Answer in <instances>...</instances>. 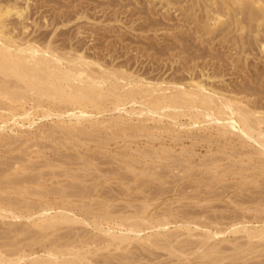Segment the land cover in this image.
I'll return each mask as SVG.
<instances>
[{
	"label": "rangeland",
	"instance_id": "1",
	"mask_svg": "<svg viewBox=\"0 0 264 264\" xmlns=\"http://www.w3.org/2000/svg\"><path fill=\"white\" fill-rule=\"evenodd\" d=\"M24 1L17 0V6ZM243 1L240 4L227 1L232 7L227 10L221 0H28L24 12L27 15L25 31L20 17L15 14L6 17L8 23L5 20L1 29L21 37L39 34L36 38H44L43 44L49 40L52 46L59 48L78 45L79 53L89 61L97 60L104 70L123 65L133 77L147 70L139 76L151 82L162 80L166 85L173 81L174 74L179 77L185 74L188 78L194 75L195 80L203 81L210 90L213 87L214 91L225 95L237 93L235 96L247 93V99L262 100L263 104L264 20L257 25V14L261 12ZM6 2L0 0L1 4ZM246 6L252 9L254 18L244 15ZM229 11L232 14L229 15ZM217 15L220 22L213 26ZM31 35L25 37L31 38ZM164 76H167L165 81ZM113 81V78L105 81L104 86L111 87ZM243 84L254 85L257 90L250 88L255 90V95L250 96V88L239 94L238 85ZM30 96L32 98L13 101L10 105L0 98V105L2 101V106L8 105L7 108L0 106L3 110H0V259H3L0 264H30L33 255L40 260V257L46 258L48 251L61 249L70 254L65 256L59 252L58 259L52 260L61 262L77 253V256L85 255L84 264L88 258L91 264H264V233L248 234V231L264 228V155L255 153L253 143L244 145L241 138L230 132L218 134L223 126H217L219 132L216 126L209 130L202 118L196 125L183 118L181 121L187 126L181 129L152 130L162 138V144L154 145L156 156L143 155L134 148L145 145V135L151 131L138 132L128 126L136 136L125 139L124 143L119 141L114 124L117 112L108 110L110 104L105 103L101 108L109 112L94 113L88 122L83 120L77 124L74 118L65 116V104L45 99L37 102L35 96ZM9 106L15 107L14 110ZM87 108L88 112L98 111ZM48 109L51 114H47ZM26 110H29L28 115ZM261 111L264 112V108ZM60 113L62 116H57ZM93 120L103 122L90 126ZM147 125L153 124L148 122ZM121 148L129 149L121 154ZM12 179L19 184L11 182ZM10 213L23 217L14 216V219ZM65 214L72 219L74 216L75 222L57 219ZM50 216L59 223L45 228L46 218ZM141 218L144 219L143 224H139L142 227L128 226L130 221ZM161 221L165 227L155 226ZM7 222L10 225L5 224ZM117 222L122 223L121 226ZM232 226H236L235 231ZM108 227H113V236L110 231L106 232ZM134 229H140L138 234L133 235ZM120 232L124 233V241L118 239ZM19 257L22 260L19 261Z\"/></svg>",
	"mask_w": 264,
	"mask_h": 264
},
{
	"label": "bare ground",
	"instance_id": "2",
	"mask_svg": "<svg viewBox=\"0 0 264 264\" xmlns=\"http://www.w3.org/2000/svg\"><path fill=\"white\" fill-rule=\"evenodd\" d=\"M11 0H7V2L5 4H1L0 3V98H2L5 102H7V104L11 103V102H16V101H23L22 99L25 98H32L33 95L36 97L37 102H39L40 100H47V101H52L55 100L59 103H63L66 105V110L65 116H68L69 118H74L75 119V123L79 124V122L81 123L83 120L85 121H89V119L91 118V116L94 113H101L103 110L101 109L103 106V104L108 103L111 105V109L108 108L109 111H115L117 112V116L115 117V122L114 124L116 125V127L118 128V136L116 135V138H119V141H122L123 143L125 142V139L128 138H132L135 137L136 135L134 134L133 128L136 129V131L140 132L143 130H150L151 132L146 134V138L147 141L144 142L145 145H141L144 148L141 149L139 148H134V151L137 153H142L143 155H148V154H154V156H156V148L154 147V145L157 142H161L163 141L162 138H160V136H156L155 133H152V130H158L164 127L167 128H172L171 130L174 129H178V128H182V126L184 125V123H182L181 119L186 118L189 119V121H191V123L193 125H196L197 122L199 123V119L202 118V120H204L208 126L209 130L211 129L212 126H216V128H218L217 126L222 127V129L220 130V132L222 131V133L219 132V128L217 130V132H219L218 134H223L225 132H230L232 134H236L239 138L242 139V142H244L245 144H251L253 143L255 145V153L258 155H264V112L261 111V108H264V102L262 104V100H249L246 97V94H242L244 96H235L234 93L233 95H225L223 93L220 92H216L214 90L213 87L212 89H208L205 84H203V81L201 82L200 80H195L194 75L193 77H187V75H181L184 77H182L180 75V73H178L181 77H179L178 75L175 76V74H171L174 77L172 78L173 81L171 83H168L169 85H166L163 83V81H154L151 82L150 80H146L145 78L139 76V74L141 73H137L138 75H136L135 77H133V75H131L130 73L127 72L123 65H116L117 67H114L111 69V67L109 68L111 71L108 70H104L101 68V66L99 65L100 63L97 62V60H91L89 61L88 59L85 58V55L79 53L80 48H78L74 45H70V47L67 49H64L63 47H58V45L52 46L51 42L48 40L45 44H43V42H45L46 40L44 38H36L34 35L32 36L31 34H28L29 36L31 35V38H27L28 35H24L27 33H24L23 37L18 36V35H14V32H10V33H5L1 28L3 27V23L6 20V17L9 16L10 14H15L14 16L16 17H20V24L22 26V29L25 31V29L27 28L26 26V22H24V20L27 19V15L24 14L25 9L28 8V4L27 1L25 0L22 4H26L25 6H17L16 1L14 0L12 2H10ZM74 1V0H73ZM223 2V6L228 10L230 8H232L229 4V2H231L232 4H240V1L242 0H221ZM229 1V2H227ZM247 2L246 4L250 3V6L253 7L256 6L258 8V11L261 12V14H257L259 17V19H257V25L259 24V22L261 23L264 20V6H263V2L261 0H244L243 2ZM19 2V1H18ZM32 2V1H31ZM54 3V2H52ZM68 3V2H67ZM43 4V3H42ZM47 4V3H46ZM63 4V3H62ZM77 4V3H76ZM84 4V3H83ZM221 4V3H220ZM219 4V6H221ZM245 4V5H246ZM252 4V5H251ZM30 5V3H29ZM78 5V4H77ZM81 5V4H80ZM213 5V4H212ZM249 5V4H248ZM61 6V5H60ZM65 6V5H64ZM69 6V5H68ZM71 6V5H70ZM69 6V7H70ZM30 7V6H29ZM34 7V6H33ZM37 7V6H36ZM62 7V6H61ZM78 7V6H77ZM246 7H248L247 11L245 10ZM245 7V11L246 14H244L245 16L247 15L248 18H254V12L252 13V9H250L249 6ZM31 8V7H30ZM29 8V9H30ZM65 8V7H63ZM32 9V8H31ZM30 9V10H31ZM34 9V8H33ZM79 9V8H78ZM80 10V9H79ZM235 10V9H234ZM256 10V9H255ZM69 11V10H68ZM221 11V10H220ZM232 11V10H231ZM32 12V11H29ZM28 12V13H29ZM72 12V11H71ZM82 12V11H81ZM80 12V13H81ZM216 12V10H215ZM236 12V10H235ZM256 12V11H255ZM66 13V12H65ZM74 13V12H73ZM78 13V12H77ZM218 13V12H216ZM230 13L232 14V12L229 11V15ZM237 13V12H236ZM33 14V13H32ZM68 14V12H67ZM79 14V13H78ZM83 14V13H82ZM31 15V14H30ZM28 14V16H30ZM59 15V14H58ZM77 15V14H76ZM257 15L255 17H257ZM61 16V15H60ZM72 16V15H71ZM74 16V15H73ZM72 16V17H73ZM31 17V16H30ZM39 17V16H38ZM55 17V16H54ZM62 17V16H61ZM64 17V16H63ZM69 17V16H68ZM231 17V16H230ZM33 19H35L34 17H32ZM65 18V17H64ZM246 19V18H245ZM8 20V18H7ZM6 20V22L8 23V21ZM10 20V19H9ZM16 20V19H15ZM14 20V22H15ZM19 19L17 18V21ZM244 20V19H242ZM253 20V19H252ZM256 20V19H255ZM64 21V20H63ZM150 21V20H149ZM235 21V23H237V19L233 20ZM52 22V21H51ZM60 22V20H59ZM148 22V20H147ZM153 22V20H152ZM220 22V17L217 15L215 17V22L213 26H216V24ZM232 22V21H231ZM241 22V21H240ZM239 22V23H240ZM245 22V21H244ZM9 23H13L12 20L9 21ZM18 23V22H17ZM159 24V22H157ZM161 23V22H160ZM163 23V22H162ZM19 24V25H20ZM53 24V23H52ZM55 24V23H54ZM149 24V23H148ZM232 24V23H231ZM243 24V23H242ZM242 24H240V29H242ZM6 25V24H5ZM14 25V24H13ZM31 25V24H30ZM29 25V26H30ZM49 25V24H48ZM161 25V24H160ZM164 25V24H163ZM205 25V24H204ZM227 26V23L225 24ZM260 25V24H259ZM15 26V25H14ZM32 26V25H31ZM30 26V27H31ZM40 26V25H39ZM222 26H224L222 24ZM9 27V26H8ZM53 26H51L52 28ZM225 27V26H224ZM224 27H222L224 29ZM6 28V27H5ZM40 28V27H39ZM50 28V29H51ZM221 28V27H220ZM9 30H11L10 28H8ZM19 29V28H18ZM36 29V28H35ZM41 29V28H40ZM149 29V28H148ZM222 29V30H223ZM7 30V29H6ZM5 30V31H6ZM20 30V29H19ZM18 30V31H19ZM47 30V29H46ZM140 30V29H139ZM221 30V29H220ZM254 30L257 31V29L255 28ZM17 32V30H16ZM212 32H213V27H212ZM14 33V34H13ZM48 33V32H47ZM122 33V32H121ZM35 34V33H34ZM44 34V32H43ZM49 34V33H48ZM60 34V33H59ZM64 34V33H63ZM218 34V33H217ZM216 34V35H217ZM225 34V33H224ZM41 35V34H40ZM46 35V34H45ZM123 35V34H122ZM228 35V34H227ZM258 35V34H257ZM27 36V37H25ZM74 36V35H73ZM39 37V36H38ZM41 37V36H40ZM63 37V35H62ZM61 37V38H62ZM66 37V36H65ZM47 38V36H46ZM57 38V37H56ZM67 38V37H66ZM70 38V37H68ZM73 38V37H72ZM44 41H43V40ZM50 39V38H49ZM53 39H55L53 37ZM40 40H42V43H38ZM64 40V38H63ZM66 40V39H65ZM256 40V39H255ZM52 41V40H51ZM54 41V40H53ZM122 41V40H121ZM182 41V40H181ZM67 42V41H66ZM79 42V41H78ZM149 42V41H148ZM75 43V42H74ZM260 43V42H259ZM37 44H42L44 45L43 47H38ZM72 44V43H71ZM68 45V44H67ZM122 45V44H121ZM151 46V44H149ZM169 45V44H168ZM175 45V44H173ZM40 46V45H39ZM162 46V45H161ZM167 46V44H166ZM182 46V44H181ZM264 46V45H263ZM58 47V48H57ZM165 47V46H164ZM121 48V47H120ZM153 48V47H152ZM166 48V47H165ZM168 48V47H167ZM166 48V49H167ZM174 48V47H173ZM179 48V47H178ZM155 49V47H154ZM162 49V48H161ZM165 49V50H166ZM181 49V48H180ZM264 49V47L262 48ZM156 50V49H155ZM154 50V51H155ZM159 50V48H158ZM163 50V49H162ZM163 50V52L165 51ZM172 50V48H171ZM170 50V51H171ZM183 50V49H182ZM181 51V50H180ZM158 52V51H157ZM162 52V51H160ZM162 52V53H163ZM167 52V51H165ZM214 52V51H213ZM155 53V52H154ZM215 53V52H214ZM218 53V51H217ZM220 54V53H219ZM87 55V54H86ZM164 55V53H163ZM176 56V55H175ZM214 57H216L217 55H214ZM121 57V56H119ZM221 57V56H220ZM93 58V57H92ZM159 58V56H158ZM217 58V57H216ZM137 60V59H136ZM159 60V59H158ZM121 62V61H119ZM123 62V61H122ZM128 62V61H127ZM99 63V64H98ZM161 63V61H160ZM125 64V63H124ZM167 64V63H166ZM169 64V61H168ZM97 66V68L92 67V66ZM157 65V64H156ZM162 65V64H161ZM185 65V64H184ZM188 65V64H187ZM186 65V66H187ZM231 65V64H230ZM107 66V65H106ZM192 66V65H191ZM190 66V67H191ZM233 66V65H232ZM236 66V65H235ZM129 67V66H128ZM142 67V65H141ZM150 67V66H149ZM168 67V66H167ZM146 69H148L147 67H145ZM143 68V69H145ZM157 68V67H156ZM174 68V67H173ZM232 68V67H231ZM234 68V67H233ZM232 68V69H233ZM128 69V68H127ZM130 69V67H129ZM141 69V68H140ZM166 69V68H165ZM186 69V68H185ZM178 70V69H177ZM192 70V69H191ZM133 71V70H132ZM147 71V70H146ZM146 71L144 70L143 74H146ZM158 71V70H157ZM187 72H189V70H186ZM136 73V71H133L132 73ZM181 72V71H180ZM148 73V72H147ZM160 73V72H159ZM164 73V71H163ZM170 73V72H169ZM175 73V72H173ZM186 73V72H185ZM142 74V75H143ZM153 74V73H152ZM191 74V73H190ZM160 75V74H157ZM156 75V78H159V76ZM197 75V73H196ZM195 75V76H196ZM249 75V74H248ZM162 76V74L160 75V77ZM169 76V75H167ZM166 76V78H167ZM177 76L179 77L177 79ZM185 76L187 79H185ZM146 77V75H145ZM148 77V76H147ZM172 77V76H171ZM176 77V78H175ZM246 77V76H245ZM114 79V81L111 83V87H105L104 83H106L105 81L111 79ZM149 78V77H148ZM154 79V77H152ZM150 76V79H152ZM165 76H164V81H165ZM169 78V77H168ZM171 79V78H170ZM171 79V80H172ZM244 79V78H243ZM248 79V77H247ZM246 79V80H247ZM256 79V78H254ZM249 80V79H248ZM247 80V83H248ZM257 80V79H256ZM153 81V80H152ZM245 81V80H244ZM255 81V80H254ZM250 82V81H249ZM259 82V81H258ZM110 84V83H109ZM208 87H210L209 85H207ZM235 86V85H234ZM245 85L243 84V86H239L241 93L245 92L247 89H249L250 87L255 88L254 85ZM258 86V85H257ZM242 87V88H241ZM251 88L248 90L250 92ZM214 89V90H213ZM236 89V88H235ZM219 90V89H218ZM257 90V89H256ZM253 92L250 93L251 95H255V90H251ZM232 92V91H231ZM235 92V90H234ZM247 92V91H246ZM248 92V93H249ZM257 95H260V93L258 94V92L256 93ZM239 96V97H238ZM262 98V96H260ZM1 99V100H2ZM256 99V98H255ZM27 102V101H26ZM29 102V101H28ZM35 102V103H34ZM34 104L38 105L36 103V101L34 100ZM43 102V101H42ZM41 102V103H42ZM261 102V104H260ZM2 103L4 104V102L2 101ZM2 103L0 106H2ZM32 103V101H31ZM40 103V104H41ZM48 103V102H47ZM50 103V104H51ZM49 104V103H48ZM55 104V103H54ZM260 104V105H259ZM10 105V104H9ZM27 105V104H26ZM33 105V104H32ZM8 106V105H7ZM7 106H2L1 108H7ZM13 106V105H12ZM15 106V105H14ZM18 106V105H17ZM28 106H30L28 104ZM27 106V107H28ZM50 106V105H49ZM54 106V105H53ZM57 106H60V104ZM87 106L92 107L93 109H97V112H88L85 110V108H87ZM108 106V105H107ZM10 107V106H9ZM8 107V108H9ZM16 107V106H15ZM15 107H10L11 109L15 108ZM20 107V106H19ZM34 107V106H33ZM31 109H34V108ZM42 107V106H41ZM65 106H62V108ZM110 107V106H109ZM9 108V109H10ZM18 107H16L17 109ZM24 108V107H23ZM43 108V107H42ZM51 108V107H50ZM60 108V107H57ZM29 109V108H28ZM38 109V108H37ZM1 110V109H0ZM14 110V109H13ZM88 110V108H87ZM3 111V110H1ZM29 110L25 111V114L28 112ZM49 114V109L47 110ZM59 111V110H58ZM106 111V112H109ZM30 113V112H29ZM54 113V112H53ZM56 113V112H55ZM54 113V114H55ZM51 114V113H50ZM63 114V113H62ZM62 114L60 113L57 116H62ZM102 114V113H101ZM100 114V115H101ZM24 115V113H23ZM26 115V116H27ZM53 115V114H52ZM55 115V116H56ZM99 115V114H98ZM51 116V115H48ZM103 116V115H101ZM53 117V116H51ZM67 117V118H68ZM62 119V118H61ZM60 119V120H61ZM166 120V123H164V121ZM201 120V119H200ZM62 121V120H61ZM201 121V122H204ZM103 121H98V120H93L90 122V126L92 125H97L99 126ZM148 122H150V124L152 123V126H148ZM204 122V123H205ZM157 123H163L162 125H156ZM189 123V122H188ZM187 123V124H188ZM73 124V123H72ZM99 124V125H98ZM113 124V122L111 123ZM113 124V125H114ZM186 124V123H185ZM128 126H132L133 128ZM135 126V127H134ZM176 126V127H175ZM185 126V125H184ZM187 126V125H186ZM185 126V127H186ZM190 126V125H188ZM94 127V126H93ZM96 127V126H95ZM198 127V126H197ZM60 128V127H59ZM92 128V127H91ZM206 128V129H208ZM215 128V127H214ZM81 129V128H80ZM213 129V127H212ZM71 130V129H70ZM85 128H82V131H84ZM170 130V129H169ZM179 131V130H178ZM183 132V131H182ZM187 132V131H185ZM136 133V132H135ZM175 133V132H173ZM172 133V134H173ZM180 134V133H179ZM228 134V133H227ZM229 135V134H228ZM173 137V136H172ZM176 137V136H175ZM180 137V136H179ZM190 137V136H189ZM223 137V136H222ZM139 138V137H138ZM181 138V137H180ZM134 139V138H132ZM175 139V138H173ZM179 139V138H178ZM185 139V138H184ZM171 140V139H169ZM177 140V139H176ZM181 140V139H180ZM183 140V139H182ZM241 140H239L240 142ZM238 142V143H239ZM120 142H118L119 144ZM241 143V142H240ZM126 144V143H125ZM128 144V142H127ZM130 144V143H129ZM132 144V143H131ZM162 144V142L160 143ZM243 143H241L242 145ZM145 146V147H144ZM149 147L150 149L146 148ZM243 146V145H242ZM249 146V145H248ZM138 147V146H136ZM162 151L164 150L163 147L161 146ZM239 147V146H238ZM130 148V147H129ZM126 148V149H129ZM237 148V147H236ZM125 149V148H124ZM124 149L121 148V154L124 151ZM125 149V151H126ZM136 149V150H135ZM147 149V150H146ZM160 149V150H161ZM131 150V148H130ZM159 150V149H158ZM159 150V151H160ZM247 150V149H246ZM133 151V149H132ZM183 151V150H182ZM130 152V151H129ZM154 152V153H153ZM164 152V151H163ZM181 152V151H180ZM249 152V150H248ZM165 153L167 154V152L165 151ZM165 153H163L165 155ZM231 153V152H230ZM233 153V152H232ZM231 153V154H232ZM238 153V152H235ZM141 154V155H142ZM173 154V153H172ZM234 154V153H233ZM120 155V154H119ZM149 156V155H148ZM158 156V154H157ZM167 156V155H166ZM174 157V154L172 155ZM171 156V157H172ZM179 156V155H178ZM145 157V156H144ZM172 157V158H173ZM136 158V157H135ZM133 159V158H132ZM137 160V159H136ZM158 160V159H157ZM171 162V159H169ZM166 160V161H169ZM135 161V160H134ZM140 161V160H139ZM256 161V160H255ZM170 162H165V163H170ZM234 163V161H232ZM138 163V162H136ZM237 163V162H236ZM240 164V163H239ZM238 164V165H239ZM246 164V163H245ZM234 165V164H233ZM248 164H246L247 166ZM240 166V165H239ZM244 166V165H243ZM244 166V167H246ZM255 166V165H254ZM259 166V165H258ZM136 167V166H135ZM145 167V166H144ZM167 168V167H166ZM174 168V167H173ZM138 169V168H137ZM140 169V168H139ZM170 169V167H169ZM238 169V168H237ZM245 169V168H244ZM142 170V169H141ZM172 171V169H170ZM169 170V171H170ZM236 170V169H235ZM140 171V170H138ZM136 171V172H138ZM145 171V168H144ZM260 171V170H257ZM143 172V171H141ZM147 172V171H146ZM152 172V171H151ZM247 171L245 170V173ZM148 173V172H147ZM244 173V171H243ZM151 174V173H150ZM251 174V173H250ZM247 175V174H246ZM246 177V176H244ZM248 177V176H247ZM244 179V178H243ZM247 179V178H246ZM15 180V179H14ZM13 179L11 180V182H15L18 183V181H14ZM254 180V179H253ZM239 182V181H238ZM247 182V181H246ZM242 183V182H241ZM261 183V182H260ZM258 184V183H257ZM262 184V183H261ZM264 184V183H263ZM45 187V186H44ZM55 187V186H54ZM248 187V186H247ZM51 188H53V186H51ZM249 188V187H248ZM21 189V188H20ZM46 189V187H45ZM64 189V188H63ZM62 189V190H63ZM242 189V188H241ZM240 189V190H241ZM247 189V188H246ZM35 192L36 191H40L39 189H34ZM51 191L53 190L54 192V188L50 189ZM65 190V189H64ZM244 190V189H243ZM49 191V189H48ZM49 191V192H51ZM55 191L57 193V190L55 188ZM41 192V191H40ZM60 192V191H58ZM61 192H65V191H61ZM67 192V191H66ZM38 193V192H37ZM44 193V192H43ZM48 193V192H47ZM61 194V193H58ZM64 194V193H63ZM68 194V193H67ZM69 195V194H68ZM67 195V196H68ZM260 195V194H259ZM62 196V195H61ZM64 196V195H63ZM259 197V196H258ZM261 197V196H260ZM4 197H1V199H3ZM6 198H4V201ZM9 203H12V200H8ZM7 201V204H9ZM252 201V200H251ZM15 202V201H13ZM18 202V201H17ZM243 202V201H242ZM25 203V202H24ZM37 204V203H36ZM19 204H17L18 206ZM39 205V204H38ZM23 206V205H22ZM26 206V205H25ZM24 206V207H25ZM31 206V205H30ZM37 206V205H36ZM106 206V205H104ZM103 206V207H104ZM5 207H10V206H5ZM38 207V206H37ZM33 208V206H32ZM45 208V207H44ZM1 209V208H0ZM49 209V208H48ZM51 209V208H50ZM146 209V208H145ZM249 209V208H248ZM261 209V208H260ZM36 210V209H35ZM40 210V209H39ZM56 210V209H55ZM15 211V210H14ZM28 211V210H27ZM9 212V211H8ZM33 212V211H32ZM44 212V211H42ZM42 212H40L41 214H43ZM63 212V211H62ZM20 213V212H19ZM26 213V212H25ZM44 213H47V211H45ZM11 214V213H10ZM14 214V213H13ZM33 215V214H32ZM49 215V214H48ZM12 218L15 216L16 218L19 217H23V215H15L14 216L11 214ZM10 216V217H11ZM43 216V215H42ZM102 216V215H100ZM4 217V216H3ZM14 217V219H15ZM48 217V216H47ZM62 217V216H61ZM94 217V216H92ZM105 217V216H104ZM136 218V217H135ZM137 218H139V216H137ZM41 219V218H40ZM47 221L44 224L45 228H53V226H55L56 224L59 223V220H55L53 217L48 219L46 218ZM57 219H62L63 221H70L73 220L74 221V216L73 219L70 218L69 216H67L65 214V216H63L62 218H57ZM121 219V218H120ZM126 219V217H125ZM130 219V218H128ZM146 219V218H145ZM164 219V218H163ZM123 220V219H122ZM127 220V219H126ZM149 220V218H148ZM152 220V219H151ZM241 220V219H240ZM243 220V219H242ZM61 221V220H60ZM111 221V220H110ZM130 220H128L129 222ZM141 221H144V219H140L139 221L136 220L132 223L129 222L128 226H134V227H142L139 224L141 223ZM147 221V220H145ZM163 221V220H162ZM157 223L155 226H159V228L161 227H165V223ZM262 221V220H261ZM114 222V221H113ZM121 222V221H120ZM148 222V221H147ZM169 222V221H168ZM173 222V221H172ZM187 222V221H186ZM43 223V222H42ZM95 223V222H94ZM115 223V222H114ZM119 222H117V225ZM146 223V222H145ZM153 223V222H152ZM5 224H9V222L5 223ZM127 224V223H126ZM143 224V223H141ZM10 225V224H9ZM94 225V224H93ZM116 225V226H117ZM241 225V224H240ZM245 225V224H244ZM115 226V225H114ZM155 226L154 229H155ZM168 226V225H167ZM242 226V225H241ZM246 226V225H245ZM152 227V228H153ZM235 227L232 231H235L236 226H232ZM244 227V226H243ZM252 228V226H251ZM250 228V229H251ZM110 228L108 227L106 232H111V229H113V227L109 230ZM157 230V229H156ZM26 231V230H25ZM54 231V230H53ZM105 231V230H104ZM103 231V232H104ZM113 231V230H112ZM128 231V230H126ZM130 231V229H129ZM140 231V229H134L133 230V235L138 234V232ZM21 232V231H19ZM102 232V231H101ZM17 233V232H16ZM22 233V232H21ZM105 233V232H104ZM112 233V232H111ZM135 233V234H134ZM159 233V232H157ZM264 233V228L263 229H259V230H252V231H248L249 235H256V236H260ZM20 234V233H19ZM80 234V233H79ZM108 234V233H106ZM110 234V233H109ZM119 234V233H118ZM140 234V233H139ZM55 235V234H53ZM77 235V234H76ZM117 235V234H116ZM124 233L120 232V235L118 238L120 241L124 239L123 237ZM146 235V234H145ZM96 236V235H95ZM111 236H113V233L111 234ZM138 236V235H137ZM45 237V236H44ZM47 237V236H46ZM66 237V236H65ZM77 237V236H75ZM123 237V238H121ZM127 237V236H126ZM144 237V236H143ZM251 237V236H250ZM255 237V236H254ZM57 239V238H56ZM99 239V238H97ZM117 239V241H118ZM64 240V239H63ZM96 240V239H95ZM114 240V239H113ZM126 240V239H125ZM65 241V240H64ZM68 241V240H67ZM124 241V240H123ZM59 242V241H58ZM81 242V241H80ZM64 243V242H63ZM67 243V242H66ZM69 243V242H68ZM77 243V242H76ZM91 243V242H90ZM62 244V243H61ZM61 244H59V246H61ZM81 244V243H80ZM80 244H77L80 246ZM57 245V244H56ZM55 245V246H56ZM68 245V244H67ZM83 245V244H82ZM90 245V244H89ZM53 246V247H55ZM64 246V244H63ZM85 246V245H84ZM43 247V246H42ZM58 247V246H56ZM73 248L75 246H72ZM78 247V246H77ZM88 247V245H87ZM61 248V247H60ZM59 248V249H60ZM63 248V247H62ZM65 248V247H64ZM63 248V249H64ZM58 249V248H57ZM69 249V248H68ZM52 250V249H51ZM62 250V249H61ZM53 251L46 254V258L41 259L40 260L37 258H33L32 256V262L30 260V264H84V260L85 259V255L83 254L84 257L77 256V253L74 254L73 257H69L68 259L62 260L61 262H57L54 261L55 259H58L57 254L60 252L65 256L70 253H68L67 251ZM64 250H67L64 249ZM75 250V249H74ZM81 250V248L79 249ZM85 251V250H84ZM72 252V251H71ZM75 252V251H74ZM83 253V251H81ZM80 253V251H79ZM95 254V253H94ZM23 255V254H22ZM26 255V254H25ZM92 256V255H91ZM29 257V256H28ZM48 257V258H47ZM90 257V256H89ZM93 257V256H92ZM55 258V259H54ZM84 258V260H82ZM88 258V256L86 257ZM31 259V258H30ZM54 259V260H52ZM83 261V263H81V261ZM5 260V259H4ZM16 260H18L16 258ZM22 260L19 257V261ZM94 260V259H92ZM97 260V259H96ZM0 261H3V259H0ZM7 261V260H5ZM4 261V262H5ZM89 261H86V263ZM98 261V260H97ZM96 261V262H97ZM8 262V261H7ZM5 262V263H7ZM91 262V261H90ZM90 262H88L87 264H91ZM94 262V261H93ZM100 262V260H99ZM2 263V262H1ZM13 263V262H12ZM10 263V264H12ZM19 264V262H16ZM15 263V264H16ZM85 263V264H86ZM101 263V262H100ZM3 264V263H2ZM9 264V262H8Z\"/></svg>",
	"mask_w": 264,
	"mask_h": 264
}]
</instances>
